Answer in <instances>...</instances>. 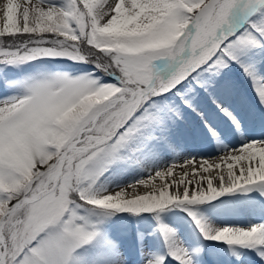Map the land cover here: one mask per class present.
I'll use <instances>...</instances> for the list:
<instances>
[{"label":"snow or ice","instance_id":"1","mask_svg":"<svg viewBox=\"0 0 264 264\" xmlns=\"http://www.w3.org/2000/svg\"><path fill=\"white\" fill-rule=\"evenodd\" d=\"M117 213L264 264V0H0V264H125Z\"/></svg>","mask_w":264,"mask_h":264},{"label":"rangeland","instance_id":"2","mask_svg":"<svg viewBox=\"0 0 264 264\" xmlns=\"http://www.w3.org/2000/svg\"><path fill=\"white\" fill-rule=\"evenodd\" d=\"M247 91L249 92V94L251 95V89L250 87H247ZM146 179L148 177H145ZM181 212V211H180ZM121 214L123 216L124 219H127V223L128 224H133V219L137 218V217H133L130 216L127 213H117L116 215ZM115 215V216H116ZM176 211H169V212H165L164 214H162V219L165 223L170 224L172 227H177V225H182L181 228H179L178 230L182 233V235L185 232V228L183 227V225H185V222H179L177 216H176ZM113 216V217H115ZM244 217L243 215L241 216H237V218H242ZM245 218V217H244ZM154 222V226L152 227V229H150V226H144L143 228H138L136 229L133 228L134 230H136V232H132L134 234H132L134 236V240L136 242V246L138 248V250H136L137 252H134L133 249L130 248L129 246V241L132 239L131 237V233L129 231H122V229H108V233L111 236L112 239H114V241L116 242V244L119 247L120 253L124 259L125 264H142V255H141V249H143L144 251L152 254H159L162 253V250H159L158 247L153 246V244L150 241V239H158L157 241L161 242L163 244V241L160 238V234L157 231V222L153 219ZM135 224V223H134ZM128 228V227H127ZM146 230V231H145ZM127 232V233H125ZM142 235L143 236V240L141 241L139 239V236ZM148 239V240H147ZM148 241V243H147ZM151 243V245H150ZM214 243V242H213ZM208 244V243H207ZM129 248L135 253L131 254Z\"/></svg>","mask_w":264,"mask_h":264},{"label":"trees","instance_id":"3","mask_svg":"<svg viewBox=\"0 0 264 264\" xmlns=\"http://www.w3.org/2000/svg\"><path fill=\"white\" fill-rule=\"evenodd\" d=\"M171 211L178 212L181 210L180 209H172ZM126 221H127V219H124L121 214H118L115 217H111L107 225L109 227L115 228L117 230L123 229L124 231H130L131 237L133 236L132 234H134V233H132V231L136 232V230H134L133 228L136 227V229H138L139 227L143 228L144 226H150V228L152 229V227L154 225V222H153V219L151 216H146L145 218L137 217V218L133 219V222L135 224L134 223L128 224ZM118 223H120V224H118ZM117 225H119V226H117ZM125 226H127L128 228H126ZM151 243L153 244V246H156L157 241L152 240Z\"/></svg>","mask_w":264,"mask_h":264},{"label":"bare ground","instance_id":"4","mask_svg":"<svg viewBox=\"0 0 264 264\" xmlns=\"http://www.w3.org/2000/svg\"><path fill=\"white\" fill-rule=\"evenodd\" d=\"M145 177H147V176H145ZM145 177H144V178H145ZM145 179H146V178H145ZM237 220L240 221V222H243V221L245 220V218H244V217H242V218H237ZM145 231H146V230H145ZM147 240H148V239H147ZM147 243H148V241H147ZM205 243H206V242H205Z\"/></svg>","mask_w":264,"mask_h":264}]
</instances>
